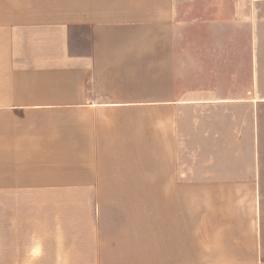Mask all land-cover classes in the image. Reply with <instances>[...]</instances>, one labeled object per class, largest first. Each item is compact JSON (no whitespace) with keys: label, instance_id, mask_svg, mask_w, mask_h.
<instances>
[{"label":"crops","instance_id":"crops-1","mask_svg":"<svg viewBox=\"0 0 264 264\" xmlns=\"http://www.w3.org/2000/svg\"><path fill=\"white\" fill-rule=\"evenodd\" d=\"M259 5L260 0H0V248L8 253L0 262L19 260L18 214L33 231L31 211L17 214L16 199L74 196L57 209L59 248L44 253V260L180 264L148 258L143 198H125L144 188V178L150 184L145 187H159V165L155 160L143 172L142 157H164L166 165L185 162L177 157L187 149L182 130L192 106L199 185L210 187L218 216L220 201L232 208L241 201L257 205L258 234L248 243L256 254L259 248L252 263L264 264V161L239 160L229 139H222L218 151L213 144L236 135L229 128L234 98L219 85L233 84L226 71L231 54L209 45L228 36L180 33L183 27L259 22ZM251 79L259 82L256 74ZM76 195L87 196L82 205ZM203 230L204 255L219 251L205 264L242 263L241 252H224L222 240L208 242L206 225ZM237 240L234 249L243 245Z\"/></svg>","mask_w":264,"mask_h":264},{"label":"rangeland","instance_id":"rangeland-1","mask_svg":"<svg viewBox=\"0 0 264 264\" xmlns=\"http://www.w3.org/2000/svg\"><path fill=\"white\" fill-rule=\"evenodd\" d=\"M259 14L261 15L260 21L256 23H231L230 25L199 28L183 27L180 29V33L181 35L220 33L228 36V40L213 41L209 45L223 48L225 52L230 51L231 54L232 65L229 70L226 67V71L231 72L233 84L219 85L222 88L226 87L227 94L230 91L234 98V121L233 124H229V128L230 132L231 127L235 128L236 135L234 138L218 137L213 139V144L218 151L222 145V139H229L231 146L237 149L235 154L239 160L254 159L261 162L264 161V0H260ZM253 50L257 51L256 55H252ZM252 74H256L259 82H252ZM187 113V122L183 125V129L186 131L182 130L183 136L186 137L182 143L184 147L187 145V149L183 150L182 157H177L178 160L183 159L185 162L166 165L164 157L157 159L142 157L140 161L143 172L150 171V168L155 167V160L159 165L157 175L159 187L156 189L145 187L150 184H146L147 180L143 174L144 188L140 192H128V196L125 198L128 202L135 200L136 196L143 198L148 258L161 259V256L164 261L176 260L180 264H205L207 256H209L208 260H213L219 251L207 249V256L204 255L203 228L206 225V240L208 242L222 240L224 252H241L243 259L239 264H259L252 263L259 254V248L256 254V248H250V243H248V240L250 242L258 234V207L257 205L252 208L248 207L246 205L248 203L241 201L240 207L232 208L231 202L220 201L221 215L218 216V203L211 198L210 187H200L199 185L198 139L193 123L192 106H189ZM213 126L219 128L220 122H214ZM222 127L224 126L222 125ZM203 140L206 146L211 145V138H204L200 141ZM225 143L227 142L225 141ZM204 156L205 158L212 157L207 154ZM202 162V165L208 164L207 161ZM168 169L172 171H166ZM76 196L80 201L87 197L86 195ZM73 197L44 196L16 199L17 214L18 212L26 211L28 213L29 210L31 211L33 231L24 228L25 225L19 219L18 214L19 260L14 264H53L49 256L44 260L43 254H50L58 250V223L56 220L61 212L57 209L70 204ZM82 203L84 202L82 201L81 205ZM20 214L23 216L22 213ZM250 220L253 222L250 223ZM158 224L161 226L162 243L158 242ZM63 228L67 232L64 235L67 238L68 228ZM216 229L217 232L213 233V230ZM239 238L243 240V245L241 248L234 249V244ZM6 254L8 253L5 248H0V260L2 257L6 258ZM31 254L34 258L30 257L27 260V256ZM226 255L228 256V254ZM231 260L233 261V259ZM0 264L6 263L0 262Z\"/></svg>","mask_w":264,"mask_h":264}]
</instances>
